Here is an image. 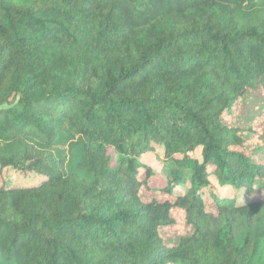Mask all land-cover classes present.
Here are the masks:
<instances>
[{"label": "trees", "instance_id": "trees-1", "mask_svg": "<svg viewBox=\"0 0 264 264\" xmlns=\"http://www.w3.org/2000/svg\"><path fill=\"white\" fill-rule=\"evenodd\" d=\"M257 91L264 0H0V264H264Z\"/></svg>", "mask_w": 264, "mask_h": 264}, {"label": "rangeland", "instance_id": "rangeland-1", "mask_svg": "<svg viewBox=\"0 0 264 264\" xmlns=\"http://www.w3.org/2000/svg\"><path fill=\"white\" fill-rule=\"evenodd\" d=\"M248 101L245 102V105H248L251 109H256V112H259L256 115L255 119H253V114H250L252 119L251 123H247V126L251 124L258 123L257 132L258 137L262 142H264V91L251 92ZM243 113L242 107L239 108L238 114ZM255 112V113H256ZM246 113V112H245ZM246 115V114H245ZM254 128V127H253ZM251 137H247L245 139L246 143L250 145ZM264 153V149L262 151ZM193 158L200 160V151L196 150L191 154ZM258 161L264 162V155H260L257 157ZM141 161L144 162L147 166H149L152 170L153 176L149 180V187L152 188V191L146 192L143 194L144 200H150L156 196L158 200H164L166 197L156 191V189L163 187L166 182V173H167V164L164 161L162 148L155 147L152 152L146 153L142 155ZM4 179L6 187H14V188H22V187H30L36 186L45 180V177L42 175H37L34 173H20L14 170H5L4 171ZM214 186L217 188V193H219L220 197L227 198L230 201H235V204L247 203L252 201L253 199H262L264 198V190H257V192L252 195H247L243 191H234L228 187L221 188L218 186L215 179H211ZM187 185L182 187H178L175 191L177 193H185L187 191ZM155 189V190H153ZM178 222H182L180 215H176L174 217ZM188 228L183 227L182 223H178V227L174 228H165L161 231V235L166 245H174L179 237L188 234Z\"/></svg>", "mask_w": 264, "mask_h": 264}]
</instances>
